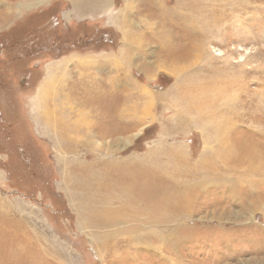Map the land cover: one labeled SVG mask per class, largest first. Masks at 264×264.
I'll return each instance as SVG.
<instances>
[{
  "label": "rangeland",
  "instance_id": "1",
  "mask_svg": "<svg viewBox=\"0 0 264 264\" xmlns=\"http://www.w3.org/2000/svg\"><path fill=\"white\" fill-rule=\"evenodd\" d=\"M110 3L111 13L76 17L72 0H0V264H264V0L217 2L192 16L196 28L153 31L130 48L110 22L125 0ZM54 72L49 98L62 87L64 102H55L64 115L56 130L36 107ZM210 98L228 124L219 142L212 124L193 126ZM185 99L192 127L177 108ZM157 158L201 163L206 183L188 191L187 217L156 191L150 204L165 216L146 220L130 170L120 183L103 175L107 163L135 169ZM165 218V235L179 237L172 245ZM134 238L146 242L135 249Z\"/></svg>",
  "mask_w": 264,
  "mask_h": 264
},
{
  "label": "bare ground",
  "instance_id": "2",
  "mask_svg": "<svg viewBox=\"0 0 264 264\" xmlns=\"http://www.w3.org/2000/svg\"><path fill=\"white\" fill-rule=\"evenodd\" d=\"M179 1L181 0H177L175 5L171 6V5H165V3L163 4L161 0H151L150 2H147L146 0H125L126 7L123 8L122 11H120L116 16H114V18L111 19L110 22L111 24L116 25L121 35L125 38L124 40H121V43L126 42L124 43L125 47L130 48L131 46H134V44H136L137 46H143V45L148 44L147 39L149 38V36L152 34L153 31H157L158 34H160L161 36H165L166 34H169L171 37L173 34V31L179 30V27L184 26V27H190L192 29L196 28L195 25L197 23L196 24L194 23L195 18L192 20V16H196V14L200 12H207L211 9V7L215 8L216 5H219L217 4V2H221V1L223 2L225 0H183L185 2L184 6L180 5ZM233 1L238 2V0H233ZM72 5L74 7V11L72 12L75 13L74 15L76 17H83V16L87 17V15H93L99 12H103V14H105L106 12L111 13L114 11V6L110 3V0H72ZM4 11L5 9L0 11V21L5 19L6 17V14ZM184 14L188 15V19L186 20L182 19V16ZM174 17H176L177 19H175ZM178 21L183 23V25L177 23ZM158 41H161V40H158ZM69 61L70 60L65 59L62 62L58 63L57 65L53 66V69L55 71L60 72V70L62 71V66L64 67L70 64ZM89 61H90L89 59L87 60L81 59L80 63L88 64ZM94 61L97 62L98 60L96 59ZM67 74L68 72H64V75H67ZM59 75L60 73L54 72L53 77L49 78L46 84H42V87L39 90L38 96L36 97V102H37L36 107L38 109L37 114H38L39 120L45 121L48 125L53 126L54 124L55 126L53 127L55 130H56V127L60 129L64 125V122H63L64 115L55 108V102L58 103L59 105L61 104L64 105V102L61 101L63 88L61 87V89L57 91L54 99L51 100L49 98L50 91L54 89V84H55L54 81H56ZM234 82L235 81L231 79L230 86H234L235 85ZM181 86L183 88L185 87L183 83L181 84ZM229 96L232 97L233 95L229 94ZM185 98H188V97H185ZM220 98H222L221 92H220V95H218L216 99H220ZM186 101L187 99H185L183 103L178 104L177 108L183 114V117L185 116L186 123H188L187 118L189 117L188 115L189 108L187 107L191 104H189V102H186ZM192 105H197V104L195 101H193ZM219 106H220V103L214 101L213 98H210L208 100H205L204 108H202V112H199L198 110L196 111L193 110L194 112H196V115L199 116L197 118H194L196 122L195 123L193 122V126L199 125L200 128L198 126L196 127L202 130L203 128H206L212 124L214 127L212 134H214V136L217 137L218 142L225 139V135H226L225 131L227 130V127H228V124H226L224 120L221 121V118L224 115L222 114V111H218ZM204 109H207L209 111L210 109H213V113L211 115H210L211 111L208 113L207 112L203 113ZM205 117H207L208 119H206ZM219 121H221L222 123H220ZM84 122H85V119L82 121V124ZM82 124L78 123L77 125H75L74 126L75 130H80ZM222 124H225V125H222ZM188 125H190V123H188ZM190 127H192V125H190ZM215 132H217L218 135H216ZM223 132L225 134L224 136L222 134ZM211 136L207 137V139L211 138ZM171 149H172L171 151H173V148ZM171 151L170 149L168 150L169 153ZM172 156H175V154ZM177 159L174 158V160L170 159L166 161V160L157 158L158 161L156 160V161H146V162H143L142 160H137L136 164L138 162V166L137 167L135 166V169L121 168L119 170H115L112 165H109L107 163L103 165V168L105 169L106 167H108L109 170L105 169V171H103V175L106 177V179L111 180L115 178V181L120 183L122 180L125 179L123 173L130 170L129 174H133L132 181H134L133 183L135 187L134 190L140 188L142 190L141 192H144L143 203H144V210H147V215L145 218L146 220L157 221V219H162L165 216V212L163 210V204L157 207L153 206L152 203H151L152 205L150 204L152 200H154L155 202L159 199L157 195L158 193H155L156 191L164 192L163 194L164 200L172 198V205H174V207L184 208L180 210V213H178L176 217H179V218L183 216L187 217L189 211L186 209V206L192 203V199H193L191 196L188 195L189 193L188 191L189 190L193 191L196 188L198 189L204 188L205 183H206V177H205L204 172L201 171V163H198L192 166L188 164L187 166H185L184 159L181 161H178ZM175 160H177V163H174ZM159 164L160 166L158 167ZM142 168L154 170V171L141 172ZM158 182L161 183L159 187H158ZM166 192L169 194H166ZM161 198H162V195H161ZM160 200L156 203L158 204ZM177 204L179 206H177ZM118 213H121V211L120 212L117 210L114 211L112 209L108 212L109 216L111 217L108 219L112 220V224L119 223L116 217ZM172 213L170 214V216L174 217ZM102 214H105V213H102ZM125 218L126 220H128L129 217H125ZM169 221H170L169 218H165L161 222L162 227H160V229L163 232L162 239L164 241H168L169 243L171 242L170 244L172 245L175 239L179 237L175 236V234L165 235L167 233H170V228L165 227L168 225ZM106 222H107L106 219L101 218L100 220H96L95 223L101 225ZM92 224H94V221L92 222ZM178 225H179L178 228L180 232L181 230H184L185 226H183V224L180 223ZM167 229H169V231ZM125 230H126V233L130 232V230L127 228H125ZM178 234L180 233L178 232ZM140 242H146V240L140 239L139 241H136V239L134 238L133 241L129 242L130 247L132 246L133 248L138 249V245L141 244ZM94 244L96 246H100L99 238ZM105 245H107V243H105ZM100 251H103V249H100ZM111 252H117V248H115ZM110 255H113V254H110Z\"/></svg>",
  "mask_w": 264,
  "mask_h": 264
}]
</instances>
